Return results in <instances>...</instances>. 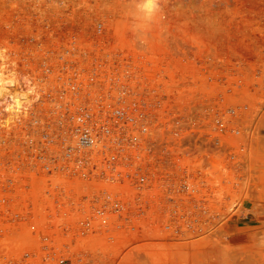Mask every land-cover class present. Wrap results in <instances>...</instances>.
I'll list each match as a JSON object with an SVG mask.
<instances>
[{
	"label": "rangeland",
	"instance_id": "1",
	"mask_svg": "<svg viewBox=\"0 0 264 264\" xmlns=\"http://www.w3.org/2000/svg\"><path fill=\"white\" fill-rule=\"evenodd\" d=\"M132 7V0H0V70L16 77L15 97L26 78L44 86L52 45L72 34L86 47L102 40L133 64L137 84H163L185 114H242L230 168L201 142L184 164L202 195L156 202L134 230L44 247L28 228L43 217V184L26 190L14 171L21 128L37 103L31 93L13 111L0 103V264H264V214L241 206H264V121L256 122L264 114V0H161L146 44L131 31Z\"/></svg>",
	"mask_w": 264,
	"mask_h": 264
},
{
	"label": "built area",
	"instance_id": "2",
	"mask_svg": "<svg viewBox=\"0 0 264 264\" xmlns=\"http://www.w3.org/2000/svg\"><path fill=\"white\" fill-rule=\"evenodd\" d=\"M95 32H104L102 23ZM55 46L52 66L41 76L44 86L29 79L37 105L21 128L23 151L14 170L24 175L26 190L34 188L32 181L43 184V217L28 225L42 246L134 230L156 202L202 195L184 164L201 142L230 168L242 114L232 108L185 114L163 84H137L133 64L102 40L86 47L72 34Z\"/></svg>",
	"mask_w": 264,
	"mask_h": 264
},
{
	"label": "clouds",
	"instance_id": "3",
	"mask_svg": "<svg viewBox=\"0 0 264 264\" xmlns=\"http://www.w3.org/2000/svg\"><path fill=\"white\" fill-rule=\"evenodd\" d=\"M129 20L131 31L140 44H146L152 26L161 17V0H132Z\"/></svg>",
	"mask_w": 264,
	"mask_h": 264
},
{
	"label": "bare ground",
	"instance_id": "4",
	"mask_svg": "<svg viewBox=\"0 0 264 264\" xmlns=\"http://www.w3.org/2000/svg\"><path fill=\"white\" fill-rule=\"evenodd\" d=\"M5 58V57H4ZM7 66V65H6ZM4 69V68H3ZM5 71V70H4ZM7 72V71H6ZM4 73L3 71L1 72L0 70V103H4V108L6 106V110H9V111H13V109L16 107H18L20 104L19 103H22L24 102L25 104L28 103L27 102V95L33 91V87L31 84H29V81L28 79L26 78V83H27V88H26V91H24L23 93L21 92V94H19L18 91V95H20L19 97H15L14 95V91L16 88H14V90H12V88L10 87L12 85V83L15 82V78L9 76V74L7 73ZM21 76V75H20ZM24 78V77H23ZM25 79V78H24ZM23 79V80H24ZM15 84V83H14ZM29 84V85H28ZM19 85V84H18ZM21 86V85H20ZM25 86V85H24ZM14 87V86H13ZM18 90V89H17ZM21 90V89H20ZM26 93V94H25ZM28 95V96H29ZM29 99V98H28ZM29 101V100H28ZM19 104V105H18ZM1 105V104H0ZM3 105V104H2ZM18 105V106H17ZM23 105V104H22ZM15 106V107H13ZM22 107V106H21ZM19 108V107H18ZM3 111V110H2ZM15 115V114H14ZM12 115V117L14 116ZM16 116V115H15ZM14 116V117H15Z\"/></svg>",
	"mask_w": 264,
	"mask_h": 264
},
{
	"label": "crops",
	"instance_id": "5",
	"mask_svg": "<svg viewBox=\"0 0 264 264\" xmlns=\"http://www.w3.org/2000/svg\"><path fill=\"white\" fill-rule=\"evenodd\" d=\"M261 119L264 121V114H257L256 122H259ZM245 201L246 200H243L242 204H241V206L243 207L244 211H246V210L251 211L250 209H252V210L258 209L261 214H264V206H259L258 208H256L252 204H250V205L247 204Z\"/></svg>",
	"mask_w": 264,
	"mask_h": 264
}]
</instances>
